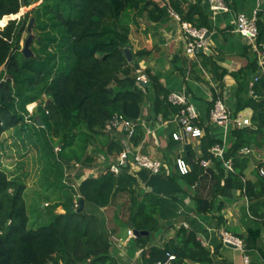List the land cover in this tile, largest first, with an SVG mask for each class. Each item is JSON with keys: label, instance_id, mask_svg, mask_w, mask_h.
Returning <instances> with one entry per match:
<instances>
[{"label": "trees", "instance_id": "trees-1", "mask_svg": "<svg viewBox=\"0 0 264 264\" xmlns=\"http://www.w3.org/2000/svg\"><path fill=\"white\" fill-rule=\"evenodd\" d=\"M37 1L0 0V26L6 15L18 13ZM128 10L133 12L132 23L122 20ZM169 10L209 32V9L201 0H41L0 29V137L16 125L22 130H33L37 141L43 138L42 157L60 162L64 167L63 182L74 189L76 196L75 207L65 208L44 224L28 226L25 184L17 178H8L0 168V264H114L112 235L130 226L149 232L131 238L128 249L131 254L143 249L144 263L162 262L172 250L175 254L172 264L210 262L211 251L198 238L203 229L198 227L196 216L186 213L192 211L220 219L212 214L223 205L222 200L215 205V199L234 198L238 191L248 201L241 212L253 223L247 227L245 237L240 235L244 251L263 252L258 240L264 224V176L259 174L264 160L256 158L254 150L264 149V73H259L256 53L249 44L245 46L247 65L232 75L238 88L246 92L249 81L254 76L257 80L252 85L253 95L238 99L232 114L249 108L250 123L231 128L232 141L224 148L223 158L210 151L223 142L211 136L208 125L212 123L209 112L221 95L226 70L219 71L215 60L199 51L201 68L211 75L217 87L208 102L206 119L198 114L194 120L204 129V135L197 140L200 155L196 156L191 144L184 148L183 142L175 141L170 131L160 155L168 172L162 168L151 174L141 169L135 175L127 164L114 174L105 165L95 175L85 176L87 170L98 169L100 155H114L125 148V133L106 129L112 116L122 114L135 124L128 143L136 147L145 135L142 109L150 91L154 93L150 118L173 121L179 112L181 106L167 100L170 92L157 75L146 69L147 81L137 80V60L148 50L133 51L129 39L136 18L158 22ZM30 18H33L34 39L30 45L33 55L25 57L20 41ZM256 25V42L262 44V11L258 12ZM126 47L132 52L131 61L124 53ZM188 66L190 76L198 79L201 69L197 63L190 60ZM33 102L36 105L28 113L26 106ZM27 120L32 124H27ZM177 156L187 161L191 158L190 171L185 175L177 171ZM201 159L211 162L204 168ZM226 161L230 170L225 168ZM142 183L149 190L141 189ZM187 188L192 189L188 195L195 203L194 209L179 196ZM118 198L123 200L117 203ZM79 199H83L84 207L77 211ZM86 203L91 205L87 208ZM111 206H114L113 226L107 228L100 208ZM166 220L171 221L167 227L175 228L174 235L160 244L148 245L150 234L158 231Z\"/></svg>", "mask_w": 264, "mask_h": 264}, {"label": "crops", "instance_id": "crops-1", "mask_svg": "<svg viewBox=\"0 0 264 264\" xmlns=\"http://www.w3.org/2000/svg\"><path fill=\"white\" fill-rule=\"evenodd\" d=\"M201 2L203 6H208V0H201ZM225 2L227 9L214 12L209 10L211 27L206 34V47L209 48L210 52L206 54L211 56L212 60H215V63L220 68L219 71L226 70L223 76L221 95L218 97L221 98L226 108L234 114L238 99L241 101L247 97V94L250 95L249 85L252 80L249 81L248 91L246 92V89L240 90L238 88V82L235 76L232 75V72H237L248 63L245 53V46L248 42L235 31V21L239 13L252 16L254 10L262 7L264 0H225ZM135 20L136 23L131 25L129 34L132 50L136 51L142 48L148 50L146 55L137 60V72L144 75L145 79H147L146 74H144L146 69L151 74L157 75L158 80L169 92L174 91L183 94L187 102L195 107L201 119L205 120L208 102L212 99V91L213 89L217 90L216 83L212 81L211 75L201 68V58L198 53L194 57L185 55L186 40L179 21L169 13L158 22H150L145 17H138ZM251 51H253L252 48ZM190 60L195 61L198 68L201 69V72L198 73V79L190 76L188 66ZM153 100L154 93L150 91L142 109L145 135L138 147L153 156L161 157V150L167 145L169 132L178 130V126L173 121L150 118V113L148 114V112H150L149 108H152ZM237 115L249 117L251 110L245 108L237 111ZM208 126L211 136L220 138L224 148L231 143V123H227L224 128L212 123ZM186 139L187 144H191L194 147L196 156H199L200 151L197 149L198 139H192L188 136H186ZM182 144H184L185 148L184 137ZM98 164L104 169L106 162L99 160ZM140 170L141 168H135L132 173L136 175ZM165 170L167 172L169 170L167 165ZM94 173H96L95 169H90L85 172V176ZM141 189L149 190L143 183ZM186 190L185 193L179 196L182 197L188 207L194 209L195 203L192 202L190 195H188V191H192V189L187 188ZM220 200H222V207L219 210L215 209L212 211V214L220 216V219L211 217L209 214L198 215L195 212L187 211V215L197 217L198 227L203 229L199 231L198 238L204 246L210 249L211 255L210 262L187 261L185 264H243L242 260L243 255L246 254L245 251L222 243L220 231L226 230L238 237H245L247 227L253 224L251 222L252 219L241 212L242 206L247 205V198L238 191L236 196L231 199L216 198L215 205ZM90 205L86 203L87 208ZM100 209L106 218L107 228H111L113 226L111 220L112 210L110 213V210L109 212L104 210L106 209L105 207ZM170 222V220L163 221L158 231L150 234L148 245L160 244L174 235L175 228L167 227ZM183 222L186 223L182 219L181 223ZM178 226L179 222L176 224V227ZM130 228H127V230ZM127 230L121 228L112 235L114 251L116 252L113 255L114 264H148L144 263L143 249L136 251L134 254L128 252L130 239L135 236H128ZM145 235H149V232ZM258 245L263 252L253 249L252 253L246 254L249 257V264H264V224L261 226ZM155 264H160V262Z\"/></svg>", "mask_w": 264, "mask_h": 264}, {"label": "built area", "instance_id": "built-area-1", "mask_svg": "<svg viewBox=\"0 0 264 264\" xmlns=\"http://www.w3.org/2000/svg\"><path fill=\"white\" fill-rule=\"evenodd\" d=\"M208 7L210 11H219L227 9L225 0H208ZM262 11L264 13V3L261 8L254 10L252 16H247L244 13H239L235 21V31L244 38L248 44L251 46L252 50L256 53L257 65L259 67V73H264V43L257 44V25L256 19L258 17V12ZM169 14L179 21L180 27L183 31L186 43L184 47L185 55L189 57H194L196 54L206 46V34L207 29L204 27H195L191 23L184 21L180 18V15L173 10H169ZM137 80L145 82L146 79L144 75L139 74ZM257 80V76H254L250 81L249 94L253 95L252 85L254 81ZM167 100L173 105L181 106L179 112L173 117V122L178 126V130L171 132L172 138L177 142H183V135L188 136L192 139H198L204 135V129L194 123V120L198 118V112L195 107L188 103L185 96L178 92H170L167 96ZM209 121L222 126L223 128L227 123L232 124L234 127H243L250 123L249 117H243L239 115H233L230 110L226 108L223 104L221 98L217 97L214 100L213 107L209 112ZM113 128L118 131L125 133V148L117 154H109L108 156L100 155L99 159L106 162V167L110 172L114 174L118 173L122 166L130 165V171L132 172L135 168H141L148 170L151 174H156L161 171V169H166V163L161 157L153 156L149 153L142 152L137 146L133 147L128 143V138L134 134L135 124L128 118L124 117L122 114H115L110 118L107 123L106 129ZM210 151L219 158H223L224 146L215 144ZM248 151V150H246ZM200 164L205 168L210 164L209 159H201ZM175 165L177 171L185 175L190 171L189 162L182 156H177L175 158ZM225 168L230 170V163L228 161L224 162ZM132 166V167H131ZM134 167V168H133ZM259 174L264 176V166L259 169ZM246 198V197H245ZM183 226H187L186 223H182ZM128 236H133L132 229L127 230ZM220 236L222 243L231 244L244 251V241L241 237L237 235L222 230L220 231ZM174 253H166L165 259L160 262V264H172L174 260ZM243 264H249V257L243 255Z\"/></svg>", "mask_w": 264, "mask_h": 264}, {"label": "rangeland", "instance_id": "rangeland-1", "mask_svg": "<svg viewBox=\"0 0 264 264\" xmlns=\"http://www.w3.org/2000/svg\"><path fill=\"white\" fill-rule=\"evenodd\" d=\"M40 2L41 0L28 7H22L17 17L19 18L32 6ZM133 17V12L128 10L122 16V20L132 23ZM8 18L9 16L6 15L5 23L0 26V29L7 23ZM32 34L31 44L34 39V33L32 32ZM27 35V31L22 33L21 46ZM35 105L36 102L27 105V112H32ZM27 122V124H32L28 120ZM41 142H44L43 138L39 137V141H37L33 135V130L29 128L22 130L18 125L4 131L0 137V168L8 178H17L25 184L23 196L29 217L28 226L32 227L48 222L55 214L65 211L67 207L76 206L74 189L63 182L64 167L53 158L47 160L42 157ZM57 149L58 147L55 148V150ZM263 152L264 149L254 150L255 157L264 160ZM99 160L98 158V162ZM250 168H252V165ZM99 169L103 168L98 166L95 172L97 173ZM122 200L123 198H118L117 203ZM113 207H106L104 210H108V212L110 210L111 213Z\"/></svg>", "mask_w": 264, "mask_h": 264}, {"label": "water", "instance_id": "water-1", "mask_svg": "<svg viewBox=\"0 0 264 264\" xmlns=\"http://www.w3.org/2000/svg\"><path fill=\"white\" fill-rule=\"evenodd\" d=\"M18 12H19V11H18ZM17 14H18V13L7 15V16H9L7 23L9 22V20H13V19L18 18V17H17ZM7 23H6V24H7ZM6 24H5V25H6ZM5 25H4V26H5ZM4 26H3V27H4ZM32 26H33V18H30L29 21H28V23H27V26H26V31H27L28 35H27V37L25 38V40H24V42H23V44H22V48H21V52L23 53V55H24L25 57H30V56L33 55V52H32V50H31V48H30V44H31L32 37H33V34H32ZM200 52H202V53H209L210 51H209V48H208V47L204 46L202 49H200ZM124 53H125V55H126L127 60H128V61H131V60H132V52H131V50H130L129 47H126V48L124 49ZM36 121H37L38 123H40V119H39V117H36ZM184 143H185V148H187V139H186V136H185V135H184ZM188 162L191 163V158L188 159ZM83 207H84V201H83V199H79V204H78V207H77L76 210H77V211H80ZM72 211H75V210H72ZM130 227H131V226H130ZM131 228H132V227H131ZM132 232H133V235H134L135 237H136V236H139V235L148 234V231H146V230H136V229H133V228H132ZM227 245H228V246H233V245H231V244H227ZM172 252H173V250H172Z\"/></svg>", "mask_w": 264, "mask_h": 264}, {"label": "bare ground", "instance_id": "bare-ground-1", "mask_svg": "<svg viewBox=\"0 0 264 264\" xmlns=\"http://www.w3.org/2000/svg\"><path fill=\"white\" fill-rule=\"evenodd\" d=\"M29 105H32V103H29L28 106H29Z\"/></svg>", "mask_w": 264, "mask_h": 264}, {"label": "clouds", "instance_id": "clouds-1", "mask_svg": "<svg viewBox=\"0 0 264 264\" xmlns=\"http://www.w3.org/2000/svg\"><path fill=\"white\" fill-rule=\"evenodd\" d=\"M146 82V81H145ZM185 135V134H184ZM184 135H183V137H184ZM201 138V137H200Z\"/></svg>", "mask_w": 264, "mask_h": 264}]
</instances>
